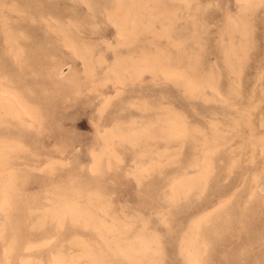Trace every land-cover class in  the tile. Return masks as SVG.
Wrapping results in <instances>:
<instances>
[{
	"label": "rangeland",
	"instance_id": "obj_1",
	"mask_svg": "<svg viewBox=\"0 0 264 264\" xmlns=\"http://www.w3.org/2000/svg\"><path fill=\"white\" fill-rule=\"evenodd\" d=\"M22 1L0 2V89L22 97L33 115L31 123L28 117L23 123L8 116L0 121V144L9 142L4 157L10 165V173L0 175L6 182L0 264H53L55 255L63 264H89L85 249L94 230L67 214L75 209L90 210L95 221L161 228L199 216L200 223L219 218L227 224L228 211L238 209L262 228L264 242V213L246 209L256 199L264 201V0H38L44 6ZM18 6L26 12L21 15ZM122 13L128 14L124 23ZM167 68L181 75L166 74ZM172 128L181 133L170 135ZM159 237L165 261L178 235ZM256 244L252 258L220 264H264Z\"/></svg>",
	"mask_w": 264,
	"mask_h": 264
},
{
	"label": "bare ground",
	"instance_id": "obj_2",
	"mask_svg": "<svg viewBox=\"0 0 264 264\" xmlns=\"http://www.w3.org/2000/svg\"><path fill=\"white\" fill-rule=\"evenodd\" d=\"M3 1V0H2ZM2 1H0L2 3ZM6 1V0H5ZM18 2L22 1V0H17ZM38 1V0H37ZM36 1V2H37ZM82 1V0H81ZM87 1V0H86ZM93 1V0H92ZM96 1V0H95ZM127 1V0H126ZM135 1V0H133ZM132 1V2H133ZM148 1V0H147ZM11 2V1H10ZM17 2V4H18ZM23 2V1H22ZM26 2V1H25ZM40 1H38L39 3ZM48 2L50 3V1L48 0ZM85 2V0H84ZM91 2V1H90ZM94 2V1H93ZM106 2V1H105ZM131 2V1H130ZM137 2V1H136ZM142 2V1H140ZM245 2V1H244ZM0 3V4H1ZM5 3V2H4ZM24 3V2H23ZM27 3V2H26ZM24 3V4H26ZM37 3V5H38ZM51 3H52V0H51ZM88 3V2H86ZM85 3V4H86ZM97 3V1H96ZM99 3V2H98ZM108 3V1H107ZM135 3V2H134ZM138 3V2H137ZM3 4V3H2ZM13 4V3H12ZM16 5V2L14 3ZM36 4V3H35ZM41 4V2H40ZM39 4V5H40ZM94 4V3H93ZM110 4V3H109ZM108 4V5H109ZM128 4V3H127ZM6 5H10V3L6 4ZM42 5V4H41ZM54 5V4H53ZM88 5V4H86ZM90 5V4H89ZM121 5V4H119ZM132 5V4H131ZM169 5V4H168ZM2 6H5V5H2ZM13 6V5H11ZM21 7V5H19ZM18 6V10L19 13L21 14V12L23 13V10H19L20 7ZM32 6V5H31ZM44 6V5H42ZM41 6V7H42ZM95 6V4H94ZM98 7V4L96 5ZM110 6V5H109ZM154 6V5H153ZM158 6H159V2H158ZM176 6V5H175ZM16 6H14L13 8H15ZM57 7V6H56ZM106 7V5H105ZM104 7V8H105ZM117 7V6H116ZM123 7V6H122ZM132 7V6H131ZM146 7H148V5L146 4ZM152 7V6H151ZM246 7V6H245ZM9 8V7H8ZM23 8V7H22ZM21 8V9H22ZM93 8V6H92ZM99 10L101 9L100 7H98ZM107 8V7H106ZM105 8V9H106ZM127 8V7H126ZM153 8V7H152ZM162 8V7H161ZM2 9V8H0ZM17 9V8H16ZM27 9V8H25ZM47 9V8H46ZM95 9V8H94ZM108 9V8H107ZM110 9V7H109ZM114 9V8H112ZM130 9V8H129ZM128 9V10H129ZM146 9V8H145ZM144 9V10H145ZM6 10V9H5ZM9 11H11V7L8 9ZM89 10V9H88ZM92 10V9H91ZM117 10V9H116ZM123 10V9H122ZM125 10V9H124ZM123 10V11H124ZM133 10V9H131ZM1 11V10H0ZM58 11V10H57ZM95 11V10H94ZM93 11V12H94ZM98 10H96L97 12ZM106 11V10H104ZM119 11V10H118ZM135 11V10H134ZM2 12V11H1ZM16 12V11H15ZM26 12V11H25ZM24 12V13H25ZM36 13H38L39 11H37V6H36ZM34 12V13H35ZM92 12V13H93ZM120 12V11H119ZM127 12V11H125ZM129 12V11H128ZM127 12V13H128ZM131 12V11H130ZM151 12V11H149ZM157 12V11H156ZM23 13V14H24ZM27 13H29L27 11ZM87 13V12H86ZM102 13V12H101ZM121 13V12H120ZM127 13H122L120 15V21L121 23L125 22V19L127 17ZM137 12H135L136 14ZM155 13V12H154ZM40 13H38L39 15ZM131 14V13H129ZM134 14V13H133ZM143 14V13H142ZM149 14V13H148ZM147 14V15H148ZM153 14V13H152ZM171 14V13H169ZM3 15V14H1ZM7 14H5L6 16ZM16 15L19 17L18 13L16 12ZM22 15V14H21ZM20 15V16H21ZM34 15V14H33ZM103 15V13H102ZM116 15V14H114ZM156 15V14H155ZM8 16V15H7ZM6 16V18H8ZM91 16V14H90ZM92 16H94L92 14ZM117 16V15H116ZM152 16V15H151ZM3 17V16H2ZM35 17V16H34ZM87 17V15H86ZM104 17V16H103ZM102 17V18H103ZM109 17V16H108ZM113 17V16H111ZM110 17V18H111ZM154 17V16H153ZM167 17V16H166ZM176 17V16H175ZM1 18V17H0ZM33 18V17H32ZM96 18V17H95ZM101 18V16H100ZM114 18V17H113ZM162 18V17H161ZM4 19V17H3ZM109 19V18H108ZM132 19V18H131ZM158 19V18H157ZM9 20V19H8ZM7 20V21H8ZM42 20V19H41ZM92 20V18H91ZM94 20V19H93ZM104 20V19H103ZM113 20V19H111ZM117 20V19H116ZM129 20V19H127ZM166 20V19H165ZM171 20V19H170ZM174 20V19H173ZM40 21V20H39ZM105 21V20H104ZM103 21V22H104ZM110 21V19H109ZM138 21V20H137ZM164 21V20H163ZM10 22H12L10 20ZM8 21V23H10ZM16 22V21H14ZM42 23V21H40ZM83 22V21H82ZM101 22V21H100ZM114 22V21H113ZM118 23V21H116ZM132 22V21H131ZM130 22V23H131ZM165 22V21H164ZM168 22V21H167ZM1 23V22H0ZM5 23V24H4ZM2 22V24L6 25L7 23L6 22ZM81 23V22H80ZM129 23V22H128ZM136 23V22H135ZM154 22H152L153 24ZM161 23V22H160ZM19 24V22H18ZM69 24V23H68ZM85 24H87V22H85ZM93 24V23H92ZM95 24V23H94ZM114 24V23H113ZM171 24V23H170ZM234 24V23H233ZM236 24V23H235ZM241 24V23H240ZM244 24V22H243ZM44 25V24H43ZM47 25V24H46ZM50 25V24H49ZM53 25V24H52ZM82 25V24H81ZM98 25V24H97ZM96 25V26H97ZM117 25V24H115ZM120 25V23L118 24ZM129 25V24H128ZM132 25V24H130ZM154 25V24H153ZM1 26V25H0ZM3 26V25H2ZM1 26V28H2ZM93 26V25H92ZM125 26V25H124ZM239 26V25H238ZM86 27V26H85ZM88 28L90 26H87ZM94 27V26H93ZM117 27V26H116ZM121 27V26H120ZM120 27H117L119 29H121ZM122 27H123V24H122ZM127 27V25L125 26ZM143 27V26H142ZM10 28L12 29V27L10 26ZM9 28V29H10ZM48 28V26H47ZM50 28V27H49ZM73 28V27H71ZM84 28V27H83ZM98 28V27H97ZM128 30L129 27H127ZM126 28V29H127ZM141 28V27H140ZM157 28V27H156ZM178 28V27H177ZM8 29V28H7ZM17 29V28H16ZM68 29V28H67ZM70 29V28H69ZM74 29V28H73ZM95 29V28H94ZM116 29V28H115ZM170 29V28H169ZM180 29V28H179ZM14 30V28H13ZM12 30V31H13ZM19 30V29H18ZM16 31V32H19V31ZM85 30V29H84ZM92 30V29H91ZM117 30V29H116ZM121 30H125L124 28H122ZM161 30V29H160ZM177 30V29H176ZM230 30V29H229ZM56 31V30H55ZM60 31V30H59ZM62 32H64L63 30H61ZM126 31V30H125ZM132 31V30H131ZM149 31V30H148ZM155 31V30H154ZM4 32V31H3ZM8 32V31H7ZM14 34L16 33L15 30L13 31ZM90 33V31H88ZM92 33L94 32L93 30L91 31ZM118 32V31H117ZM116 32V33H117ZM135 32V31H134ZM156 32V31H155ZM168 32V31H167ZM6 33V31H5ZM11 33V30L10 32ZM20 33V32H19ZM91 33V36H93ZM121 34V32H119ZM141 33V31H140ZM152 33H153V30H152ZM94 34V33H93ZM124 34V33H123ZM126 34V32H125ZM130 34V32H129ZM161 34H162V30H161ZM23 35V34H21ZM19 35V37L21 36ZM64 35V34H63ZM62 35V36H63ZM134 35V34H133ZM167 35V34H166ZM169 35V34H168ZM18 36V35H17ZM28 36V35H26ZM65 36V35H64ZM73 36V35H72ZM71 36V37H72ZM90 36V35H89ZM126 36V35H124ZM123 36V37H124ZM132 36V35H131ZM154 36V35H153ZM2 37V35H1ZM6 37V36H4ZM9 37V36H7ZM7 37L5 38V40H8ZM13 37V36H12ZM22 37V36H21ZM70 37V36H69ZM121 37V36H119ZM127 37V36H126ZM135 37V36H133ZM151 37V36H150ZM163 37H166L165 35ZM17 38V37H15ZM75 38V36H74ZM72 38V39H74ZM82 38V37H81ZM90 38V37H89ZM100 38V37H99ZM98 38V39H99ZM122 38V37H121ZM128 38V37H127ZM171 38H173V36H171ZM69 39V38H68ZM70 39V40H72ZM77 39V38H76ZM93 38H91L92 40ZM118 39V38H117ZM194 39V38H193ZM191 39V40H193ZM4 40V38H3ZM4 40V41H5ZM10 40V39H9ZM14 40V39H12ZM17 40V39H16ZM25 40H28V39H25ZM47 40V39H46ZM49 40V39H48ZM68 40V41H70ZM103 40V39H102ZM119 40V39H118ZM123 40V39H122ZM150 40V39H149ZM168 40V39H167ZM172 40V39H171ZM20 41V40H19ZM65 41V39H64ZM75 41V40H74ZM79 40H77L78 42ZM93 41V40H92ZM106 41V40H105ZM154 41V40H153ZM176 41V40H174ZM3 42V41H2ZM6 43L9 42V41H5ZM15 42V40H14ZM44 42V41H43ZM72 42V41H70ZM80 42H82V40H80ZM84 42V41H83ZM90 42V41H89ZM88 42V43H89ZM118 42V41H117ZM116 42V43H117ZM129 42H131V40H129ZM128 42V43H129ZM177 42V41H176ZM247 42V41H246ZM48 43V42H47ZM87 43V42H85ZM91 43V42H90ZM112 43V42H110ZM109 43V44H110ZM120 43V41L118 42ZM117 44H113L114 46L115 45H118ZM124 43V42H123ZM132 43V42H131ZM151 43V42H150ZM155 43V42H154ZM157 43V42H156ZM4 44V43H3ZM53 44V43H52ZM82 44V43H81ZM98 44V43H97ZM121 44V43H120ZM148 44V43H147ZM170 44H172L170 42ZM175 44V43H173ZM178 44V43H177ZM246 44V43H245ZM6 45V44H5ZM3 45V46H5ZM13 44L11 43L10 46H12ZM18 45V44H17ZM49 45V44H48ZM80 45V44H79ZM91 45V44H90ZM96 45V43H95ZM94 45V46H95ZM99 45V44H98ZM125 45H126V42H125ZM137 45V44H136ZM141 45V44H140ZM153 45V44H152ZM219 45V44H218ZM231 45V44H230ZM8 46V45H7ZM74 46V44L72 45ZM127 46V45H126ZM167 46V45H166ZM175 47V45H173ZM182 46V45H181ZM14 47V45L12 46ZM20 47V46H19ZM50 47V46H49ZM70 47V45H69ZM84 47V46H83ZM98 47V46H97ZM123 47V46H122ZM121 47V48H122ZM131 47V46H130ZM129 47V48H130ZM146 47V46H145ZM154 47H156L154 45ZM153 47V48H154ZM170 47H172L170 45ZM218 47V46H217ZM6 48V47H5ZM11 48V47H10ZM45 48V47H44ZM74 48V47H73ZM89 48V46H88ZM93 48V47H92ZM104 48H105V45H104ZM132 48V47H131ZM134 48H136L134 46ZM150 48V47H149ZM148 48V50H149ZM166 48V47H165ZM173 48V47H172ZM176 48V47H175ZM178 48V46H177ZM215 48V47H214ZM226 48V47H225ZM232 48V47H231ZM236 48V47H235ZM12 49V48H11ZM17 49V48H16ZM46 49V48H45ZM127 49V48H126ZM160 49V48H159ZM157 48V51L159 50ZM179 49V48H178ZM181 49V48H180ZM217 49V48H216ZM3 50H7V49H3ZM2 50V51H3ZM14 50V49H13ZM18 50V49H17ZM78 50V49H77ZM84 50V49H83ZM82 50V51H83ZM91 50V49H90ZM100 50V49H99ZM119 50V48H118ZM129 50V49H127ZM165 51V49H163ZM162 50V51H163ZM194 50V48H193ZM218 50V49H217ZM229 50V49H228ZM19 51V50H18ZM49 51V50H48ZM76 51V49H75ZM151 51V50H150ZM184 51V49H183ZM203 51V50H202ZM222 51V50H221ZM5 52V51H4ZM3 52V53H4ZM8 52V51H7ZM20 52V51H19ZM23 52V51H22ZM25 52V50H24ZM32 52V50H31ZM51 52H54V51H51ZM49 52V53H51ZM94 52H95V49H94ZM117 52V51H116ZM126 52V51H125ZM145 52V51H144ZM17 52H15L16 54ZM47 53V52H46ZM48 53V54H49ZM72 53V51H71ZM77 54L76 52H73V54ZM93 53V52H91ZM90 53V54H91ZM148 53V51H147ZM154 53V52H153ZM160 53V52H159ZM164 53V52H163ZM166 53V52H165ZM182 53V52H181ZM185 53V52H184ZM6 54V53H5ZM8 54V53H7ZM14 54V53H13ZM22 55V58H23V54L20 53ZM86 54V53H85ZM89 54V55H90ZM123 54V53H122ZM198 54V52H197ZM201 54V53H200ZM19 55V53H18ZM79 55V54H78ZM121 55V54H120ZM145 55V54H144ZM170 55V54H169ZM234 55V54H233ZM16 56V55H15ZM14 56V57H15ZM50 56V54H49ZM87 56V54H86ZM97 56V55H96ZM117 56V55H116ZM152 56V55H151ZM154 56V55H153ZM168 56V55H167ZM186 56V55H185ZM13 57V56H11ZM52 57V55H51ZM50 57V58H51ZM85 57V55H84ZM91 57V56H90ZM136 57V56H134ZM139 57V56H138ZM10 58V56H9ZM16 58V57H15ZM45 58V56H44ZM93 58V57H92ZM91 58V59H92ZM103 58V57H102ZM114 58V57H112ZM155 58V57H154ZM174 58V57H173ZM177 58V57H176ZM192 58V57H191ZM47 59V58H46ZM59 59V58H58ZM89 59V58H87ZM128 59V57H127ZM133 59V58H132ZM137 59V58H136ZM142 59V58H141ZM140 59V60H141ZM186 59V58H185ZM194 59V58H193ZM19 60V58H18ZM21 60V59H20ZM19 60V61H20ZM25 60V58H24ZM54 60V59H53ZM93 60V59H92ZM131 60V59H130ZM144 61V59H142ZM141 60V61H142ZM146 60V59H145ZM149 60V59H148ZM10 61V60H9ZM15 61H17L15 59ZM18 61V62H19ZM57 61V60H56ZM97 61V60H96ZM126 61V60H124ZM133 61V60H132ZM136 61V60H135ZM191 61V60H190ZM198 61V60H197ZM26 61H23L21 63H24ZM52 62V61H50ZM123 62V61H122ZM138 63V61H136ZM140 62V61H139ZM148 62V61H147ZM153 61L152 63L149 61L146 65H149V66H159L160 69H161V66H165L167 67L166 65L162 64V63H158V62H155ZM204 62V61H202ZM93 63V61H92ZM112 63V62H111ZM119 63V61H118ZM133 63V62H132ZM145 63V62H144ZM176 63V61H175ZM11 64H12V59H11ZM16 64V63H15ZM55 64V63H54ZM231 64V63H230ZM244 64V63H243ZM13 65V64H12ZM21 65V64H20ZM26 66V64H24ZM85 65H88V64H85ZM109 65V64H108ZM130 65V63H129ZM242 65V64H241ZM240 65V66H241ZM16 66V65H15ZM23 66V64H22ZM42 66V65H41ZM94 66V65H93ZM127 66V65H126ZM133 66V64L131 65ZM135 66V64H134ZM143 66V65H142ZM202 66V65H200ZM19 67V65H18ZM29 67V66H28ZM87 67V66H86ZM124 67V66H123ZM129 67V66H128ZM136 67V66H135ZM158 67V68H159ZM227 67V66H226ZM52 68V67H50ZM49 68V69H50ZM144 68V67H143ZM156 68V67H155ZM171 68V67H170ZM182 68V67H181ZM48 69V68H47ZM58 69V68H57ZM62 69V68H61ZM90 69V68H89ZM88 69V70H89ZM92 69V68H91ZM113 69V68H112ZM118 69V68H117ZM120 69V68H119ZM159 69V70H160ZM164 69V68H163ZM177 69V68H175ZM174 69V70H175ZM185 69V67H184ZM192 69V68H191ZM33 70V69H32ZM31 70V72H32ZM52 70V69H51ZM54 70V68H53ZM121 70V69H120ZM168 71H166V74L169 73L171 75H175L177 74V72H175L173 69H168ZM113 71V70H111ZM119 71V70H118ZM142 71V70H141ZM151 71V70H150ZM181 71V70H180ZM179 71V72H180ZM38 72V71H37ZM55 72V71H54ZM57 72V71H56ZM59 72V71H58ZM62 71H60L61 73ZM121 72V71H120ZM160 72V71H159ZM162 72V71H161ZM164 72H165V69H164ZM1 73V72H0ZM3 73V72H2ZM63 73V72H62ZM137 73V72H136ZM152 73V72H151ZM157 73V72H156ZM186 73V72H185ZM35 74V73H33ZM56 74V73H55ZM88 74V73H87ZM91 74V73H90ZM128 74V72H127ZM133 74V73H131ZM135 74V73H134ZM159 74V73H158ZM165 74V75H166ZM3 75V74H2ZM40 75V74H39ZM48 75L49 77V74H46ZM58 75V74H56ZM121 75H122V72H121ZM126 75V74H125ZM130 75V74H129ZM178 75V74H177ZM181 75V73L179 74ZM178 75V76H179ZM5 76V74H4ZM33 76L32 74L30 75V77ZM55 76V75H54ZM62 76V74L60 75ZM59 76V77H60ZM183 76V75H182ZM185 76V75H184ZM3 77V76H2ZM9 77V76H8ZM36 77V75H35ZM34 77V78H35ZM58 77V78H59ZM122 77V76H121ZM120 77V78H121ZM162 77V76H161ZM188 77V76H186ZM33 78V77H31ZM56 78V77H55ZM62 78V77H61ZM125 78V77H124ZM127 78V77H126ZM174 78V77H173ZM196 78V77H194ZM1 79V78H0ZM10 79V77H9ZM52 79V78H51ZM116 79V78H115ZM53 80V79H52ZM55 80V79H54ZM63 80H64V77H63ZM125 80V79H124ZM167 80V79H166ZM169 80V79H168ZM210 80V79H209ZM9 81V80H7ZM11 81V80H10ZM117 81V80H116ZM120 81V80H119ZM186 81V80H185ZM188 81V80H187ZM194 81V80H193ZM15 82V81H14ZM59 82V81H58ZM64 82V81H63ZM189 82V81H188ZM10 83V82H9ZM57 83V82H56ZM65 83V82H64ZM63 83V84H64ZM120 83V82H119ZM176 83V81H175ZM232 83V82H231ZM2 84V83H1ZM58 84V83H57ZM55 84V85H57ZM62 84V85H63ZM177 84V83H176ZM179 84V83H178ZM12 85H13V82H12ZM17 85V84H16ZM54 85V86H55ZM60 85V84H59ZM66 85V84H65ZM121 85V84H120ZM209 85V83H208ZM228 85V83H227ZM5 86V85H4ZM14 86V85H13ZM187 86V85H186ZM196 86V85H195ZM212 86V85H211ZM59 87V86H58ZM57 87V88H58ZM118 87V86H117ZM216 87V86H215ZM218 87V86H217ZM12 88V87H11ZM60 88V87H59ZM120 88V87H118ZM190 88V87H189ZM193 87H191L190 89H192ZM201 88H202V85H201ZM210 88V87H209ZM212 88V87H211ZM121 89V88H120ZM17 90V89H16ZM57 90V89H56ZM55 90V91H56ZM61 90V89H60ZM59 90V91H60ZM118 90V89H117ZM193 90V89H192ZM191 92H194L192 91ZM202 90V89H201ZM8 91V90H7ZM19 91V90H18ZM58 91V92H59ZM221 91V90H220ZM219 91V92H220ZM229 91V90H228ZM233 91V90H231ZM238 91V90H237ZM253 91V90H252ZM6 90L4 89H0V121H6L8 120V117L10 119H14L19 121V122H24L26 121V117H28L27 120H30L33 115L31 113V110L29 108V104L24 101L23 99L21 98H18L17 96H13V95H7V93H5ZM12 92V91H11ZM30 92V91H29ZM186 92V91H184ZM200 92V91H199ZM241 92V91H240ZM18 93V92H17ZM31 93V92H30ZM33 93V92H32ZM45 93V91H44ZM202 93V92H201ZM242 93V92H241ZM12 94V93H11ZM103 94V93H101ZM197 94V93H196ZM217 94V93H216ZM231 94V93H230ZM195 95V94H193ZM24 96V95H23ZM226 96V95H225ZM98 97V96H97ZM25 98V97H24ZM102 98V97H101ZM106 97L104 96V99ZM227 98V97H226ZM248 100L250 99L249 97H247ZM103 99V98H102ZM102 99H99V100H102ZM191 99V98H190ZM212 99V98H211ZM108 100V99H107ZM196 100V99H195ZM38 101V100H37ZM87 101V100H86ZM91 101V100H89ZM88 101V102H89ZM50 102V101H49ZM106 102V101H105ZM236 102V101H235ZM93 103V102H92ZM101 103H103L101 101ZM111 104V103H110ZM219 104V103H218ZM50 105V104H49ZM106 105V104H105ZM254 105V104H253ZM44 106V105H43ZM142 106V105H141ZM224 106V105H223ZM245 106V105H243ZM222 108V107H221ZM43 109V108H42ZM143 109V108H142ZM223 109V108H222ZM230 109V108H229ZM145 110V109H144ZM224 110H228V109H225ZM252 110V109H250ZM150 111V110H149ZM222 112V111H221ZM235 112V110H234ZM233 112V113H234ZM164 113V112H163ZM210 113V112H209ZM224 113V112H223ZM42 114V113H41ZM110 114V113H109ZM213 114V113H212ZM247 114V113H246ZM245 114V115H246ZM5 116V117H4ZM8 116V117H7ZM162 116V114H161ZM221 116V115H220ZM254 116V114H253ZM248 117H249V114H248ZM246 118V117H245ZM9 119V120H10ZM41 119V118H40ZM124 119V118H123ZM182 119V118H181ZM206 119V118H205ZM203 119V120H205ZM208 119V118H207ZM241 121L242 119L239 118ZM247 119V118H246ZM224 120V119H223ZM112 121V120H111ZM157 121V120H156ZM239 122V120H237ZM29 123H31L32 121H27ZM138 122V121H137ZM197 122V121H196ZM207 122V121H205ZM222 122V121H221ZM245 122V121H244ZM243 122V123H244ZM16 123V122H15ZM42 123V122H41ZM195 123V122H194ZM226 123V122H225ZM241 123V124H243ZM1 124V122H0ZM34 124V123H33ZM237 124V123H236ZM12 125V124H11ZM147 125V124H146ZM219 125V124H218ZM6 126V125H5ZM3 126V128L5 127ZM37 126V124H36ZM103 126V125H101ZM113 126V125H112ZM144 126V125H143ZM142 126V127H143ZM152 126V125H150ZM189 126V125H188ZM246 126V125H245ZM263 126V125H262ZM17 127V126H16ZM19 127V126H18ZM21 127V126H20ZM98 127V126H97ZM140 127V126H138ZM155 128V126H153ZM205 127V125H204ZM207 127V126H206ZM228 127V126H227ZM1 128V127H0ZM6 128V127H5ZM101 128V127H100ZM118 128V127H117ZM171 128V127H170ZM224 128V126H223ZM260 128V127H259ZM10 129V128H9ZM26 129V128H25ZM130 129V128H129ZM183 129V128H182ZM228 129V128H227ZM230 129V128H229ZM240 129V128H238ZM2 130V129H0ZM28 130V129H26ZM31 130V129H30ZM101 130V129H100ZM99 130V131H100ZM107 130V129H106ZM131 130V129H130ZM143 130V129H142ZM222 130V129H221ZM111 131V130H110ZM128 131V130H127ZM155 131V130H154ZM158 131V130H157ZM180 128H176V129H170L169 130V134L171 135H179L181 132H180ZM201 131V130H200ZM206 131V130H205ZM223 131V130H222ZM228 131V130H227ZM4 132V131H3ZM26 132V131H25ZM29 132V130H28ZM102 132V131H101ZM193 132V131H192ZM231 132V131H230ZM7 133V132H6ZM27 133V132H26ZM132 133V132H131ZM137 133V132H135ZM168 133V132H167ZM207 133V132H206ZM211 133V131H210ZM107 134V133H106ZM121 134V133H120ZM143 134V132H142ZM145 134H146V131H145ZM186 134V133H185ZM216 134V133H215ZM229 134V133H228ZM213 135V134H212ZM225 135V134H224ZM242 135V134H240ZM1 136V135H0ZM3 136V135H2ZM5 136H8L5 134ZM112 136V135H111ZM118 136V135H117ZM207 136V135H206ZM216 136V135H215ZM226 136V135H225ZM263 136V135H262ZM98 137V136H97ZM197 137V136H196ZM209 137V136H208ZM5 138V137H4ZM7 138V137H6ZM151 138V137H150ZM194 138V137H193ZM234 138V137H233ZM232 138V139H233ZM240 138V137H239ZM144 139V138H143ZM195 139V138H194ZM140 140V139H139ZM216 140V139H215ZM11 142V139L9 140ZM16 141V140H14ZM114 141H116L114 139ZM143 141V140H142ZM231 141V140H230ZM242 141V140H241ZM247 141V140H246ZM259 141V140H258ZM101 142V141H100ZM141 142V141H140ZM264 142V141H263ZM7 143V142H6ZM2 143L0 144V175L1 174H7V173H10L9 169H10V165H6L7 164V161L5 159V155L7 154V151H6V147H7V144L9 143ZM125 143V142H124ZM159 143V142H158ZM222 143V142H221ZM239 143V142H238ZM100 144V143H99ZM152 144V143H151ZM165 144V143H164ZM177 144V143H176ZM252 144V143H251ZM255 144V143H254ZM127 145V144H126ZM175 145V144H174ZM226 145V143H225ZM264 145V144H263ZM154 146V145H153ZM230 146V145H229ZM193 147V146H192ZM202 147V146H200ZM260 147V146H259ZM264 147V146H263ZM221 148V147H220ZM21 149V148H20ZM9 150V149H8ZM153 150V149H152ZM19 151V150H18ZM241 151V150H240ZM12 153V151H10ZM219 152V151H218ZM237 153V152H236ZM227 154V153H226ZM245 154V153H244ZM215 155V154H214ZM253 155V154H252ZM259 155V154H258ZM12 156V155H11ZM18 156V155H17ZM250 156V155H249ZM10 158V157H9ZM248 158V157H247ZM169 159V158H168ZM95 160V159H94ZM231 160V159H230ZM12 162V161H11ZM200 162V161H199ZM229 162V161H228ZM158 163V162H157ZM214 163V161H213ZM12 164V163H11ZM99 164V163H98ZM231 164V163H230ZM18 165V164H17ZM262 165V164H261ZM14 166V165H13ZM91 166V165H90ZM102 167V166H101ZM192 169V168H191ZM45 170V169H44ZM156 170V169H155ZM202 171V170H201ZM162 172V171H160ZM189 172V171H188ZM159 173V172H158ZM195 174V173H194ZM197 174V172H196ZM185 176V175H184ZM189 176V175H188ZM205 176V175H204ZM192 177V176H191ZM1 176H0V202L1 201H4L3 200V197H5V187H4V184L6 182H3L1 181ZM6 178V177H5ZM209 179V178H208ZM143 180V179H142ZM186 180H189V179H186ZM197 180V179H196ZM175 182V181H174ZM207 183V182H206ZM254 183V182H253ZM168 184V183H167ZM259 184V183H258ZM264 185V183H262ZM147 185V184H146ZM168 186V185H167ZM12 187V186H11ZM147 187V186H146ZM166 187V186H165ZM160 189V188H159ZM176 189V188H175ZM200 189V188H199ZM170 190V189H169ZM263 190V189H262ZM161 191V189H160ZM164 192V191H163ZM175 193V192H174ZM85 194V193H84ZM230 194V193H229ZM86 196V195H85ZM172 196V195H171ZM182 197V196H181ZM184 197V196H183ZM85 198V197H84ZM228 199V198H227ZM103 200V199H102ZM50 201V200H49ZM53 201V200H52ZM64 201V200H63ZM184 201V200H183ZM226 201V200H225ZM54 203V202H52ZM96 203V202H95ZM224 203V202H223ZM219 205V204H218ZM221 205V204H220ZM63 206V205H62ZM111 206V205H110ZM216 206V205H214ZM60 208V207H59ZM114 208V207H113ZM49 209V208H47ZM214 209V207L212 208ZM247 211L251 212L253 215H256V213H264V201L262 199H256L250 206H248V208H246ZM68 210V209H67ZM207 210V209H206ZM210 210V209H209ZM52 211V210H51ZM69 211V210H68ZM213 211V210H212ZM44 212V211H43ZM67 212V211H66ZM198 212V211H197ZM208 212V211H206ZM228 212H230V223H227V224H224L222 223V221L218 218L217 220H214L213 222H206V223H200V219L202 216H199L197 218H194L192 219L188 224L186 225H182L181 223H178V224H172V223H166L164 224V228H161L160 226L158 225H147V224H144V223H117V222H106V221H103V220H99V221H95L94 219H97L94 217V215L90 212V210H84V209H75V211H72V212H68L67 214L71 215L74 219H76L77 221H81V222H90V225L91 227L93 228L94 230V236L90 239V243L88 245V248L85 249V252H86V256L88 257L89 259V264H210L212 261L213 262H218L219 264L220 263H223L225 262V260L229 259V260H234V259H249V258H252V255H253V249H252V245L253 243H257L256 244V252L255 254H257V256L261 255L264 253V242L261 240V236L263 234V231H262V228L259 226V225H254V224H250L247 220V218H243L242 215H241V212L240 210L236 209V210H229ZM57 213H59L57 211ZM57 213H52L51 215L53 216H56L58 217L59 214ZM45 214V213H44ZM65 214V213H64ZM106 214V213H105ZM104 214V215H105ZM209 214V212H208ZM212 214V213H211ZM109 215V214H108ZM193 215V214H192ZM206 215V213H205ZM103 216V215H102ZM107 216V214H106ZM132 216V215H131ZM43 217V216H42ZM119 217V216H118ZM190 217V216H189ZM47 219V218H46ZM50 219V218H48ZM60 219V218H59ZM102 219V218H101ZM116 219V218H115ZM36 220V219H35ZM65 221V218L63 219ZM46 221V220H45ZM54 221V220H52ZM51 221V222H52ZM134 221V220H133ZM237 223H240L239 225H236ZM53 225V224H52ZM72 225V224H71ZM57 226V225H56ZM55 227V226H54ZM90 227V229H91ZM90 231V230H89ZM56 232V231H55ZM81 232V231H80ZM92 233V232H91ZM172 234H176L178 235V238L175 242H173L172 246H171V252H173V256H170L167 260L165 261H162L161 259V244H162V241L160 239V235H172ZM82 235V234H81ZM93 235V234H92ZM83 236V235H82ZM85 237V236H84ZM75 238V237H74ZM85 240V239H84ZM88 242V241H87ZM78 244V243H77ZM72 245V244H71ZM163 245V244H162ZM242 245L243 246V249L240 250V251H237L236 248H238L239 246L241 247ZM72 251V250H71ZM83 251H84V248H83ZM67 252V251H66ZM55 255V254H54ZM211 255L212 257V261L207 259V257H209ZM41 256V255H40ZM44 256V254H43ZM254 256V255H253ZM45 257V256H44ZM49 257V256H48ZM87 259V258H86ZM53 260H54V263L53 264H63L62 263V257L59 256V255H55L53 257ZM74 260V259H73ZM48 263V262H47ZM247 263V262H246ZM25 264H30L29 262H26Z\"/></svg>",
	"mask_w": 264,
	"mask_h": 264
}]
</instances>
